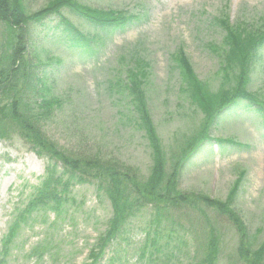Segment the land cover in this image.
I'll return each instance as SVG.
<instances>
[{
	"label": "rangeland",
	"instance_id": "obj_1",
	"mask_svg": "<svg viewBox=\"0 0 264 264\" xmlns=\"http://www.w3.org/2000/svg\"><path fill=\"white\" fill-rule=\"evenodd\" d=\"M53 0H23L34 13ZM91 9L126 13L120 28H98L73 12L61 15L84 36L88 49L70 45L60 19L51 16L27 32L29 59L42 81V94L57 100L40 120L45 135L75 156L115 158L149 175L151 156L143 132L130 114L125 90L130 73L144 78L151 117L167 150L199 124L200 115L181 93L177 59L183 55L197 79L216 90L221 81V21L264 32V0H79ZM0 26V51L6 47ZM250 78L249 90L264 107V47ZM128 71V72H127ZM119 84V87L115 86ZM212 140L204 143L185 165L179 189L225 201L234 190L233 206L251 237L264 235V116L245 102L236 103L217 121ZM218 141V142H215ZM47 161L37 157L18 136L0 140V256L10 227L45 177ZM71 200L57 212L37 209L6 244L0 264H91L90 253L112 218L109 200L90 184H75ZM220 237L217 264H235L237 235L233 227L203 210ZM130 220L97 264H145L140 260L149 223L145 209ZM199 210H177L163 219L175 237L162 244L154 264H186L194 257L195 240L207 229ZM174 246V247H173ZM195 246V247H194ZM151 249V248H150ZM150 249H148L150 251ZM172 252L167 263L164 254ZM147 257V254H145Z\"/></svg>",
	"mask_w": 264,
	"mask_h": 264
},
{
	"label": "trees",
	"instance_id": "obj_2",
	"mask_svg": "<svg viewBox=\"0 0 264 264\" xmlns=\"http://www.w3.org/2000/svg\"><path fill=\"white\" fill-rule=\"evenodd\" d=\"M63 9L103 29L120 28L129 20L126 13L91 9L80 4L79 0H53L34 13H27L23 0H0V26L4 28L6 44L0 51V140L16 135L37 157L48 162L41 185L21 215L23 220L18 217L17 223L10 227L3 241L0 262L6 256V244L11 243L25 216H30L39 208L57 212L70 202V190L75 184H90L109 200L112 207L108 229L90 253L91 264L99 262L128 222L145 209H151L155 215V219L149 223L147 239L140 255L142 262L146 260L145 264L159 262L154 254L160 253L162 244L167 247L175 237L173 224L167 230L162 228L163 219H168L170 211L199 210L205 215L204 209L225 219L235 230V264H264V235L261 240L250 236L246 223L233 206L234 190L228 199L220 201L201 193H185L179 189V179L185 165L205 142L212 140L211 131L226 111L238 102H245L264 116L262 103L249 90L251 73L259 58L258 52L264 47V32L243 24L231 25L224 20L220 22L224 37L219 51L221 81L216 90L196 78L183 55L177 59L182 69L181 93L187 96L189 105L199 113L200 121L191 133L181 137L167 150L161 143L151 117L144 78L136 72L130 73L125 88L130 96V114L136 128L143 132L151 156L149 175L143 178L137 169L115 158L70 154L50 140L40 127V120L51 112L58 101L47 100L42 94V81L36 76V66L28 56L26 37L29 27L57 16L71 46L88 49L90 43V38L61 15ZM115 86L119 87V84L115 83ZM205 219V238L195 240L194 257L186 264L218 263L220 237L206 215ZM163 257H167L166 262L169 263L172 252L169 251Z\"/></svg>",
	"mask_w": 264,
	"mask_h": 264
}]
</instances>
